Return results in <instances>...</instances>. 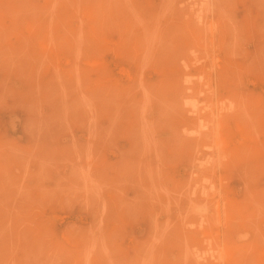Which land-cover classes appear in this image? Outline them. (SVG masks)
Masks as SVG:
<instances>
[{"label":"rangeland","instance_id":"rangeland-1","mask_svg":"<svg viewBox=\"0 0 264 264\" xmlns=\"http://www.w3.org/2000/svg\"><path fill=\"white\" fill-rule=\"evenodd\" d=\"M0 31V264H264V0H0Z\"/></svg>","mask_w":264,"mask_h":264},{"label":"bare ground","instance_id":"bare-ground-1","mask_svg":"<svg viewBox=\"0 0 264 264\" xmlns=\"http://www.w3.org/2000/svg\"><path fill=\"white\" fill-rule=\"evenodd\" d=\"M251 1V0H250ZM56 2V1H55ZM54 2V3H55ZM115 2V1H114ZM165 2V1H164ZM57 3V2H56ZM82 3V2H81ZM107 3V2H106ZM226 3V2H225ZM84 4V3H83ZM171 4V3H170ZM227 4V3H226ZM55 5V4H54ZM81 5V4H80ZM54 8V7H53ZM115 9V8H114ZM115 11H118V10H115ZM167 11V10H166ZM216 26V25H215ZM195 30V29H194ZM1 32V31H0ZM191 33V32H190ZM146 35V34H145ZM139 36H141V35H139ZM150 44V43H149ZM151 45V44H150ZM33 47V46H32ZM243 48V47H242ZM149 51H151V50H149ZM21 55V54H20ZM145 56H146V54H145ZM217 59V58H216ZM40 60V59H39ZM94 66V65H93ZM37 70V69H36ZM141 71V70H140ZM203 71V70H202ZM234 74V73H233ZM108 82V81H107ZM95 87V86H94ZM197 89V88H196ZM38 90V89H37ZM88 96V95H87ZM242 97V96H241ZM85 100V99H84ZM210 108V107H209ZM198 118V117H197ZM249 121V120H248ZM218 123V122H217ZM217 129V128H216ZM238 130V129H237ZM250 132V131H249ZM156 136V135H155ZM194 142V141H193ZM197 144V143H196ZM204 149V148H203ZM207 157V156H206ZM209 158V157H208ZM212 166V165H211ZM7 168V167H6ZM164 169V168H163ZM164 172H165V170H164ZM206 182V181H205ZM36 183V182H35ZM203 183V182H202ZM36 190H37V188H36ZM81 190V189H80ZM33 191V190H32ZM223 191V190H222ZM183 192V191H182ZM41 193V192H40ZM217 193V192H216ZM218 194V193H217ZM18 195V194H17ZM19 197V196H18ZM17 197V198H18ZM196 208H197V206H196ZM10 216V215H9ZM201 216V215H200ZM187 217V216H186ZM178 219V218H177ZM7 221V220H6ZM20 221V220H19ZM52 221H53V219H52ZM184 221V220H183ZM217 222H218V220H217ZM18 227V226H17ZM26 233H27V231H26ZM43 236H45V233L43 234ZM10 242V241H9ZM37 243V242H36ZM34 247V246H33ZM33 249V248H32ZM92 249H94V248H92ZM90 251H92V250H90ZM152 252V251H151ZM88 253V252H87ZM90 253V252H89ZM220 255V254H219ZM63 256V255H62ZM85 261H86V259H84ZM51 264V263H50Z\"/></svg>","mask_w":264,"mask_h":264}]
</instances>
